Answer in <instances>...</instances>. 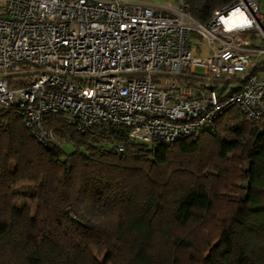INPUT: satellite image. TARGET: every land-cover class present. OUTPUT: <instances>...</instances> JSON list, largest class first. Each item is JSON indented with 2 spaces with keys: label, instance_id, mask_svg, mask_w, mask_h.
<instances>
[{
  "label": "trees",
  "instance_id": "16d2710c",
  "mask_svg": "<svg viewBox=\"0 0 264 264\" xmlns=\"http://www.w3.org/2000/svg\"><path fill=\"white\" fill-rule=\"evenodd\" d=\"M185 1L206 23L235 0ZM45 126L49 146L0 108V264H264V115L232 107L174 143Z\"/></svg>",
  "mask_w": 264,
  "mask_h": 264
},
{
  "label": "built area",
  "instance_id": "2783aa9c",
  "mask_svg": "<svg viewBox=\"0 0 264 264\" xmlns=\"http://www.w3.org/2000/svg\"><path fill=\"white\" fill-rule=\"evenodd\" d=\"M260 2L235 0L199 23L185 0L176 8L6 0L0 108H17L45 146L53 140L45 119L58 113L79 130H122L146 144L197 136L232 107L257 121L264 115ZM237 11L245 19L231 27Z\"/></svg>",
  "mask_w": 264,
  "mask_h": 264
},
{
  "label": "crops",
  "instance_id": "0c3cea01",
  "mask_svg": "<svg viewBox=\"0 0 264 264\" xmlns=\"http://www.w3.org/2000/svg\"><path fill=\"white\" fill-rule=\"evenodd\" d=\"M127 1L129 4H132V3H139V4H145V5L158 4V6L161 8H176L179 6V0H127ZM256 43H259V41H256ZM262 76L264 77V75Z\"/></svg>",
  "mask_w": 264,
  "mask_h": 264
},
{
  "label": "rangeland",
  "instance_id": "374dc122",
  "mask_svg": "<svg viewBox=\"0 0 264 264\" xmlns=\"http://www.w3.org/2000/svg\"><path fill=\"white\" fill-rule=\"evenodd\" d=\"M121 1L124 2V3H128L127 0H121ZM5 2H6V0H0V14L3 12V7L5 5ZM148 5L155 6V7L158 6V4H148ZM260 13L264 15V6H263V3L262 2H260ZM263 67H264V64H263ZM198 71H202V70L201 69H198ZM259 73L262 74V75H264V70L259 71ZM63 148H64V150L67 153H72V152L75 151V148H74V146L72 144H65Z\"/></svg>",
  "mask_w": 264,
  "mask_h": 264
},
{
  "label": "bare ground",
  "instance_id": "6f19581e",
  "mask_svg": "<svg viewBox=\"0 0 264 264\" xmlns=\"http://www.w3.org/2000/svg\"><path fill=\"white\" fill-rule=\"evenodd\" d=\"M245 19V16L239 11L232 13L230 18V26L235 27L241 24Z\"/></svg>",
  "mask_w": 264,
  "mask_h": 264
}]
</instances>
